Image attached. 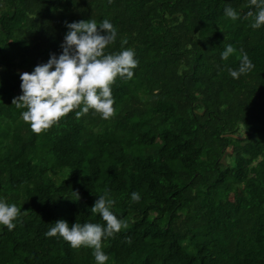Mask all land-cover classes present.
<instances>
[{
	"label": "trees",
	"instance_id": "obj_1",
	"mask_svg": "<svg viewBox=\"0 0 264 264\" xmlns=\"http://www.w3.org/2000/svg\"><path fill=\"white\" fill-rule=\"evenodd\" d=\"M255 11L251 0H0V198L21 208L14 229L0 225V264H96L92 248L47 232L61 219L106 224L91 211L104 194L127 222L103 241L106 264H264ZM104 18L119 33L106 53L131 47L139 60L111 85L115 114L77 108L36 133L13 103L20 74L62 53L67 23ZM244 53L254 67L233 78Z\"/></svg>",
	"mask_w": 264,
	"mask_h": 264
},
{
	"label": "clouds",
	"instance_id": "obj_2",
	"mask_svg": "<svg viewBox=\"0 0 264 264\" xmlns=\"http://www.w3.org/2000/svg\"><path fill=\"white\" fill-rule=\"evenodd\" d=\"M255 6L253 28L264 26V0H251ZM225 15L232 20L239 19V13L231 6L225 8ZM249 16L253 15L249 11ZM68 31L62 44V53L51 54L46 63L35 66L31 73H21L22 94L13 99L17 107L26 108L22 118L39 133L74 109L81 110L77 116L88 113L90 109L108 119L115 114V97L111 85L117 77L132 79L134 70L139 66L134 48H123L116 53H106V48L115 43L118 29L112 21L104 18L99 23L95 19L74 21L66 24ZM126 44L127 41L122 42ZM236 49L227 45L221 58L227 60ZM254 67L247 53L242 55L238 69H229L233 78H239ZM2 86V81H0ZM79 197V193L76 192ZM131 199L139 201V192H132ZM115 200L107 194L99 195L91 211L100 213L106 224L76 222L69 224L58 220L47 235H59L73 248L93 249L96 264H106L109 255L104 251L103 241L127 227V222L112 210ZM21 208L0 198V225L8 230L16 227L15 221Z\"/></svg>",
	"mask_w": 264,
	"mask_h": 264
}]
</instances>
